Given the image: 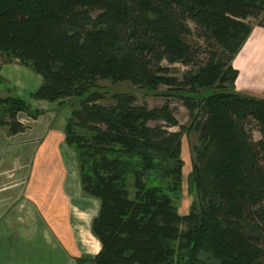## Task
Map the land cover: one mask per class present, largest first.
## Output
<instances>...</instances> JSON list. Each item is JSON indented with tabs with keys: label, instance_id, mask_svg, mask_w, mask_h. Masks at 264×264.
Here are the masks:
<instances>
[{
	"label": "trees",
	"instance_id": "obj_1",
	"mask_svg": "<svg viewBox=\"0 0 264 264\" xmlns=\"http://www.w3.org/2000/svg\"><path fill=\"white\" fill-rule=\"evenodd\" d=\"M252 19L264 23V0H0V51L43 78L32 97L80 105L65 132L80 150L84 192L101 202L95 264H264V94L237 90L232 64ZM164 62L197 71L179 80ZM99 80L190 111L201 147L191 162L199 202L187 214L169 183L148 182L157 171L183 184L184 126L169 130L179 124L169 105L136 104L130 91L99 104L108 95ZM21 111L35 113L19 95L0 97V124L13 133Z\"/></svg>",
	"mask_w": 264,
	"mask_h": 264
},
{
	"label": "crops",
	"instance_id": "obj_2",
	"mask_svg": "<svg viewBox=\"0 0 264 264\" xmlns=\"http://www.w3.org/2000/svg\"><path fill=\"white\" fill-rule=\"evenodd\" d=\"M232 64L237 90L264 94V24H253ZM42 83L31 67L0 60V87L35 112L18 113L15 133L0 124V264H95L102 244L91 227L99 207L77 204L80 177L64 152L70 111L34 99Z\"/></svg>",
	"mask_w": 264,
	"mask_h": 264
},
{
	"label": "rangeland",
	"instance_id": "obj_3",
	"mask_svg": "<svg viewBox=\"0 0 264 264\" xmlns=\"http://www.w3.org/2000/svg\"><path fill=\"white\" fill-rule=\"evenodd\" d=\"M259 20L252 19L253 24L259 23ZM264 24V23H260ZM191 26L194 28V24L191 23ZM1 52V51H0ZM1 61H8V57L5 53H2V58H0ZM166 66H169L171 68V74L170 76L176 77L179 80H182L184 78V75L192 70L193 72L197 71L196 67H189L185 66L181 63H175L173 65H169L168 62H164ZM33 69V68H32ZM34 70V69H33ZM98 85L101 90L106 89L108 90L107 96L101 100H99V104H102L104 106H109L115 103L112 94L115 92H121V91H130L134 93L137 96L136 104L139 105H147L148 108L153 109V108H161L162 106L168 104L169 108L171 109L173 115L178 121V125L176 126H171L168 127L169 130L171 131H178L181 130L180 126H184L183 128V150H182V158L184 159V174H182V179H183V184H175L174 181L172 183L171 178L168 179L169 177L163 176L162 173L160 172H150V176L148 179V182L150 184H159L163 188L168 186V183L173 187V190L176 191L175 196H174V202L176 205L179 207V210L182 214H187L190 210V206L192 202L198 203L199 202V194H198V189L196 188L195 184L193 183V172L191 162L195 160L196 154L198 151V148L201 147V140H200V134L194 129V123H193V118L191 117V113L188 110V108L183 104V102L180 99L177 98H166L164 97L162 93H159L158 95H155L153 93H146L139 89L137 86L132 85L128 81L124 82H113L111 80H99ZM168 90V87L166 85H160L159 87V92H164ZM9 91H6L3 89V87H0V97H7ZM8 96H16V95H8ZM70 100V102H69ZM61 101H64L63 104H59ZM58 105H61L68 109L70 111L68 121L70 119H74V115L72 114V111L74 108H79L80 105L78 104L77 101L74 102V99L70 98H61V100L55 101ZM4 119L7 120L8 122L11 121V117L8 113H4ZM76 122H78L76 120ZM149 124L151 126L155 125H167L166 121L164 120H151L149 121ZM77 132L79 134H86L89 132L87 128L81 127V126H76L75 127ZM254 138L255 139H260L261 134L258 131H254ZM64 152L66 155V159L69 164V168L71 172H74L75 174L80 177V183H81V170H80V159H79V152L80 150L76 147L75 144H71L68 141L65 143L64 147ZM173 160L171 161V165H173ZM170 176V175H169ZM173 185V186H172ZM81 186V198L78 200L77 204L79 205H86L90 207V204H95L97 207L100 209V199L88 195L86 192H84L82 188V183L80 184ZM182 186V187H181ZM134 189L132 187V194L134 193ZM173 192V191H172ZM99 211V210H98ZM76 213H78V210L76 209ZM182 228L185 229L186 225H182ZM264 246V242L262 243Z\"/></svg>",
	"mask_w": 264,
	"mask_h": 264
}]
</instances>
